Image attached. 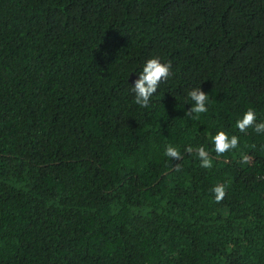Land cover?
Returning a JSON list of instances; mask_svg holds the SVG:
<instances>
[{
  "label": "trees",
  "instance_id": "trees-1",
  "mask_svg": "<svg viewBox=\"0 0 264 264\" xmlns=\"http://www.w3.org/2000/svg\"><path fill=\"white\" fill-rule=\"evenodd\" d=\"M152 57L171 74L141 107ZM248 108L264 122V0H0V264H264Z\"/></svg>",
  "mask_w": 264,
  "mask_h": 264
},
{
  "label": "clouds",
  "instance_id": "clouds-1",
  "mask_svg": "<svg viewBox=\"0 0 264 264\" xmlns=\"http://www.w3.org/2000/svg\"><path fill=\"white\" fill-rule=\"evenodd\" d=\"M171 63H162L158 57L149 58L142 69V72L138 75V78L134 80L131 91L135 94V103L141 107H148L149 100L152 95L157 91V88L162 80H167L170 76ZM188 96L194 102V106L188 111V115L193 113L200 114L207 112L206 101L208 95L204 93L200 87L193 88L189 91ZM257 117L252 108H248L242 118L236 121V127L240 132H246L247 129L253 128L257 133L264 132V122L257 123ZM239 138L235 135L229 138L228 134L224 131H218L213 137V143L217 156L223 155L230 149H235L238 146ZM186 151L191 153L192 148L189 146ZM197 155L201 160V167L211 168L212 159L209 153L203 146L196 149ZM165 154L173 160L181 159V153L173 146L166 147ZM243 163H249V158L245 156ZM212 191L215 194V200L217 203L223 200L226 195L225 186L217 184Z\"/></svg>",
  "mask_w": 264,
  "mask_h": 264
},
{
  "label": "water",
  "instance_id": "water-1",
  "mask_svg": "<svg viewBox=\"0 0 264 264\" xmlns=\"http://www.w3.org/2000/svg\"><path fill=\"white\" fill-rule=\"evenodd\" d=\"M137 75L135 73H131L130 74V77H129V80L130 82L133 84L134 80L137 79Z\"/></svg>",
  "mask_w": 264,
  "mask_h": 264
}]
</instances>
